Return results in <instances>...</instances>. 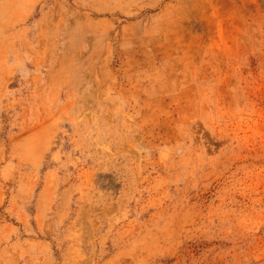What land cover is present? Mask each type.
Here are the masks:
<instances>
[{
  "label": "rangeland",
  "instance_id": "obj_1",
  "mask_svg": "<svg viewBox=\"0 0 264 264\" xmlns=\"http://www.w3.org/2000/svg\"><path fill=\"white\" fill-rule=\"evenodd\" d=\"M0 264H264V0H0Z\"/></svg>",
  "mask_w": 264,
  "mask_h": 264
}]
</instances>
